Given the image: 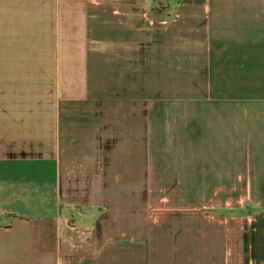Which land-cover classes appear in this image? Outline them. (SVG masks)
I'll list each match as a JSON object with an SVG mask.
<instances>
[{
	"label": "crops",
	"instance_id": "0c3cea01",
	"mask_svg": "<svg viewBox=\"0 0 264 264\" xmlns=\"http://www.w3.org/2000/svg\"><path fill=\"white\" fill-rule=\"evenodd\" d=\"M0 264H264V0H0Z\"/></svg>",
	"mask_w": 264,
	"mask_h": 264
},
{
	"label": "rangeland",
	"instance_id": "374dc122",
	"mask_svg": "<svg viewBox=\"0 0 264 264\" xmlns=\"http://www.w3.org/2000/svg\"><path fill=\"white\" fill-rule=\"evenodd\" d=\"M151 1V0H149ZM155 1H160V0H155ZM158 4V3H156ZM158 9V12H156ZM161 9V8H160ZM160 9L159 7H148V14L149 15H158L160 14ZM156 10V11H155ZM165 19H166V22L165 23H158V21L156 20H153L152 23L150 22V19H148L147 21V30H151V31H158L159 30H169L170 29V25L173 24V16L171 15V12H167L165 14ZM172 22V23H171ZM148 89V95H155L153 94L154 90L151 92L150 91V88H147ZM154 89V88H153ZM158 93V92H157ZM162 190H159V196H158V208H166V207H169V206H175L177 205V202L178 200L174 198V195L175 194H172V190L170 191L169 187H167V184H163L162 186ZM160 189V187H159ZM185 194V193H184ZM41 198V197H40ZM40 202L42 203V198L39 199ZM160 210V209H158ZM166 210L163 209V212H165ZM158 217L160 218V215H158Z\"/></svg>",
	"mask_w": 264,
	"mask_h": 264
}]
</instances>
